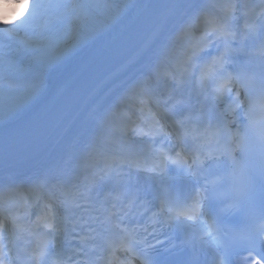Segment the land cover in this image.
<instances>
[{
    "label": "snow or ice",
    "instance_id": "6c2138e0",
    "mask_svg": "<svg viewBox=\"0 0 264 264\" xmlns=\"http://www.w3.org/2000/svg\"><path fill=\"white\" fill-rule=\"evenodd\" d=\"M3 2L19 9L11 17L0 12V123L5 125L44 93L48 73L83 41L142 7L131 0ZM152 7L159 17L152 70L107 106L87 112L90 127L79 151L69 149L55 169L27 188L0 186V264H113L118 250L130 252L138 264H200L194 254L175 258L177 249L194 247L190 236L174 239L165 232L188 221L205 225L204 235L220 249L214 264H229L233 243L249 244L250 264H264V62L250 71L247 61H238L250 36L261 40L256 54L264 58V0H157ZM241 16L238 32L234 21ZM161 79L177 87L191 84L200 106L176 117L185 101L157 95L154 85ZM40 132L37 126L33 135ZM133 170L149 176L154 190L108 191L99 205L93 203L94 190L113 181L126 184ZM55 174L68 176L67 182L52 179ZM187 181L195 185L191 203L183 189ZM14 194L22 195L27 211L10 210ZM205 200H215L220 213L244 207L258 222L251 230L226 231L221 239L214 224L201 220ZM57 205L64 208L63 217ZM73 208L87 212V219H73ZM130 217L140 219L129 226L124 221ZM78 226H86L88 234L77 233ZM112 227L122 235L104 238ZM62 233H76L72 238L82 243L102 239L107 255L92 258L77 248L65 257L53 251ZM98 247L92 244L90 250Z\"/></svg>",
    "mask_w": 264,
    "mask_h": 264
},
{
    "label": "bare ground",
    "instance_id": "6f19581e",
    "mask_svg": "<svg viewBox=\"0 0 264 264\" xmlns=\"http://www.w3.org/2000/svg\"><path fill=\"white\" fill-rule=\"evenodd\" d=\"M131 2L142 7L131 9L128 15L110 30L96 33L83 41L62 65L48 73L47 88L39 98L25 105L9 124L0 123V135H10L21 127L27 129L34 125L31 124L33 122L29 123L30 119L51 96H55L52 102L55 101L65 87L69 86L70 91L63 98L66 106L62 117L67 114L72 115L70 120L73 122L80 111H87L89 107L92 108L97 104H105L112 95H115V87L128 78L139 75L136 74L143 67V58L153 56L152 52L158 42L156 31L159 17L152 7L157 0H131ZM173 24L174 22H170L168 28H172ZM107 52V57L101 61ZM109 64H112V69L101 77L88 95L81 99L85 87L84 81H90ZM94 98L98 101L93 102ZM79 99L81 100L78 101ZM61 121L60 119L59 122ZM26 123L29 124L25 126ZM84 123L85 121L82 120V124ZM84 141L85 139L80 136L75 137L77 144H83ZM39 161L40 159L36 162Z\"/></svg>",
    "mask_w": 264,
    "mask_h": 264
}]
</instances>
